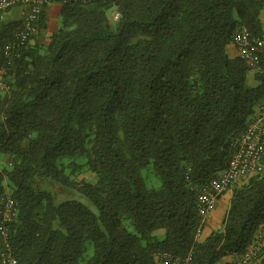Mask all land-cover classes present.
<instances>
[{
    "label": "trees",
    "instance_id": "obj_1",
    "mask_svg": "<svg viewBox=\"0 0 264 264\" xmlns=\"http://www.w3.org/2000/svg\"><path fill=\"white\" fill-rule=\"evenodd\" d=\"M263 12L264 0H45L0 90V200L10 191L19 204L17 264H158L160 250L219 264L253 243L264 172L231 189L205 238L192 187L225 170L264 98V70L251 86L252 68L227 53L242 25L264 36ZM21 22L0 19V50Z\"/></svg>",
    "mask_w": 264,
    "mask_h": 264
},
{
    "label": "built area",
    "instance_id": "obj_2",
    "mask_svg": "<svg viewBox=\"0 0 264 264\" xmlns=\"http://www.w3.org/2000/svg\"><path fill=\"white\" fill-rule=\"evenodd\" d=\"M45 0H0V19L15 7H22L25 13L21 25L14 31L0 50V90L6 88L5 74L10 64L20 56L21 49L38 32V23ZM117 17V15H116ZM233 43L247 64L256 72L264 70V36L253 35L246 25L240 26ZM232 151L225 170L208 181L192 187L197 195V210L205 223L216 208L221 196L242 181L243 178L264 172V98L257 105L255 113L244 132L232 142ZM19 204L7 192L0 200V264H17L12 253L9 224L18 214ZM202 236V231L197 237ZM264 252V227L251 245L240 255L236 264H255ZM158 264H190L191 254L179 256L169 250L156 252Z\"/></svg>",
    "mask_w": 264,
    "mask_h": 264
},
{
    "label": "crops",
    "instance_id": "obj_3",
    "mask_svg": "<svg viewBox=\"0 0 264 264\" xmlns=\"http://www.w3.org/2000/svg\"><path fill=\"white\" fill-rule=\"evenodd\" d=\"M16 8L21 10L22 14L24 15L25 9H23L22 7H15V9ZM60 8H61L60 4H56V3L51 4L50 9H49L50 19L48 22V29H47V33H46L47 35L45 34V35L41 36L40 37L41 39L48 41L51 32L55 28H57V24L55 25V28L53 26L51 28V22H52L53 16L56 17V16L60 15ZM10 11H8L6 13V19H8V13ZM21 18H23V17H21ZM261 19H262V22L264 25V12L261 14ZM12 20H19V19H12ZM32 42H33V40H32ZM227 53L229 54L230 57L239 56V50L233 42H231L227 45ZM255 73H256V71L253 69H251L249 71L248 84L251 86H254V85L259 83V81L255 77ZM230 197H231V191H227L221 196V198L219 199V201L216 205V208L212 211V213L209 215V217L207 218V220L205 222L204 228L202 230L201 238H205V237L209 236L211 233H213L214 231L222 228L224 217H225L226 211H227L228 206H229ZM237 257L238 256H235V255L227 256L219 264H236Z\"/></svg>",
    "mask_w": 264,
    "mask_h": 264
},
{
    "label": "rangeland",
    "instance_id": "obj_4",
    "mask_svg": "<svg viewBox=\"0 0 264 264\" xmlns=\"http://www.w3.org/2000/svg\"><path fill=\"white\" fill-rule=\"evenodd\" d=\"M110 15H111V17L116 18V15L114 14V12L110 13ZM21 17H23L21 10L14 8L8 13V19L7 20L19 19L21 21V19H22ZM59 19H60V15L56 16V17L55 16L52 17L51 28H52V26L55 28V25L58 24ZM43 33L44 34H42V35H45L47 33V30ZM8 160L9 159L5 154L0 153V167L9 166ZM81 178H84L85 180H88V181H94L95 175L93 173H91L90 171H84L78 175V179H81ZM151 180H153L157 185H160V183H161L155 174H152ZM243 181L244 180H242L240 182L242 183ZM9 193H10V191H9ZM80 199L84 203H86L88 206H90L92 209L96 210V207L92 204V202L86 196L82 195V196H80ZM155 234L158 235L159 238H163L165 235V230L159 229L155 232Z\"/></svg>",
    "mask_w": 264,
    "mask_h": 264
}]
</instances>
